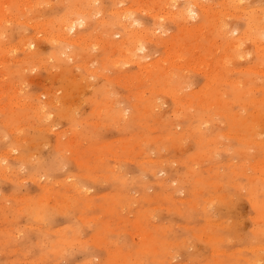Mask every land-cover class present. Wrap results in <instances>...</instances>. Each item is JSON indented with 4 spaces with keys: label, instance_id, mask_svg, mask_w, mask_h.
Masks as SVG:
<instances>
[{
    "label": "rangeland",
    "instance_id": "obj_1",
    "mask_svg": "<svg viewBox=\"0 0 264 264\" xmlns=\"http://www.w3.org/2000/svg\"><path fill=\"white\" fill-rule=\"evenodd\" d=\"M166 1L0 0V264H264V0Z\"/></svg>",
    "mask_w": 264,
    "mask_h": 264
},
{
    "label": "bare ground",
    "instance_id": "obj_2",
    "mask_svg": "<svg viewBox=\"0 0 264 264\" xmlns=\"http://www.w3.org/2000/svg\"><path fill=\"white\" fill-rule=\"evenodd\" d=\"M136 1H137V0H135V2H136ZM139 1H140V4H141L143 0H142V1H141V0H138V3H139ZM162 1H163V0H162ZM188 1H189V0H188ZM198 1H199V0H198ZM174 2L176 3V1H174ZM186 2H187V1H186ZM192 2H194V0H192ZM195 2H196V1H195ZM25 3H27V2H25ZM89 3H90V1H89ZM147 3H148V2H147ZM147 3L144 4V5H141V6L146 7V6H147ZM151 3H152V2H151ZM166 3H168V4L171 3V0H169V2L166 1ZM175 3H174V4H175ZM196 3H197V2H196ZM196 3H195V4H196ZM200 3H201V2H200ZM29 4H30V3H29ZM193 4H194V3H193ZM195 4H194V5H195ZM129 5L131 6V4H129ZM145 5H146V6H145ZM164 5H165V4H164ZM164 5H163V6H164ZM172 5H173V4H172ZM188 5H189V4H188ZM11 6H12V5H11ZM27 6H29V5H27ZM30 6H31V5H30ZM141 6H140V7H141ZM148 6H150V5L148 4ZM148 6H147V7H148ZM159 6H160V5H159ZM167 6H168V5H167ZM191 6H192V5H191ZM196 6H197V5H196ZM93 7H94V6H93ZM175 7H176V6H175ZM184 7H186V6H184ZM129 8L131 9V7H129ZM135 8H137V7H135ZM138 8H139V6H138ZM148 8H149V7H148ZM151 8H153V7H151ZM164 8H166V6H165ZM191 8H194V7H191ZM198 8H199V7H198ZM230 8H231V7H230ZM126 9H127V8H126ZM132 9H133V8H132ZM160 9L162 10V8H160ZM200 9H201V8H200ZM202 9H203V8H202ZM22 10H23V9H22ZM75 10H76V9H75ZM77 10H78V9H77ZM77 10H76V11H77ZM79 10H80V9H79ZM118 10H120V9H118ZM118 10H117V11H118ZM134 10H136V9H134ZM137 10L139 11L140 9H137ZM143 10H144V8H143ZM166 10H167V9H166ZM173 10H174V9H173ZM173 10L171 9L170 12L173 11ZM183 10H184V9H183ZM183 10H182V12H183ZM114 11H115V10H114ZM144 11L147 13L148 10H147V11L144 10ZM152 11H153V10H151V12H152ZM73 12H74V11H73ZM80 12H81V11H80ZM86 12H87V11H86ZM97 12H100V11L97 10ZM110 12H111V11H110ZM130 12H131V11H130ZM151 12H149L151 15L156 14V13H154V12H153V14H152ZM156 12H157V11H156ZM206 12H207V11H206ZM114 13H116V12H114ZM128 13H129V12H128ZM161 13H162V12H161ZM167 13H168V12H167ZM171 13H172V12H171ZM203 13H204V12H203ZM203 13H201V14H203ZM83 14H84V13H83ZM111 14H113V13L111 12ZM134 14H135V13H134ZM165 14H166V13H165ZM174 14H176V11H174ZM89 15H90V14H89ZM116 15H117V16H120V19H121V20H123V19L125 18V20L127 21L126 23L129 22V19H130L129 16H130V15H126V11H125V9H123V11H121V12L119 11ZM123 15H124V18L122 19V16H123ZM151 15H150V16H151ZM169 15H171V14H169ZM181 15H182V17H184L185 19H187V18H189V19H192V18H193V19H196L197 16H198L197 13H196V11H193L192 9H189V8H188V10L186 11V13H182ZM0 16H1V15H0ZM131 16H133V15H131ZM153 16H154V15H153ZM173 16H174V15H173ZM173 16H172V17H173ZM202 16H203V15H202ZM204 16H206V15L204 14ZM154 17H155V16H154ZM156 17H157V16H156ZM160 17H162V16L160 15ZM160 17H159V18H160ZM1 18H3V17H1ZM70 18H71V17H70ZM74 18H75V17H74ZM74 18H73V19H74ZM133 18H134V17H132V19H133ZM184 18H183V19H184ZM205 18H206V17H205ZM3 19H4V18H3ZM252 19H253V17H252ZM254 19H255V17H254ZM254 19H253V20H254ZM1 20H2V19H1ZM8 20H9V19H8ZM70 20H71V19H70ZM117 20H118V19H117ZM125 20H123V21L125 22ZM157 20L159 21V19H157ZM172 20H173V18H172ZM206 20H207V19H206ZM257 20H258V18H257ZM64 21H65V20H64ZM66 21H67V20H66ZM68 21H69V20H68ZM74 21H75V20H74ZM74 21H70V22H68L69 24H68L67 22L64 23V26H62L63 29H64V33H63V31H62V33H63L64 35H65V31H66V32H68V31H69V32H74V31L76 30V26H77V25H76V21H75V22H74ZM78 21H79V20H78ZM99 21H100V20H99ZM168 21H169V20H168ZM174 21H175V19H174ZM192 21H193V20H192ZM249 21H251V19H250ZM249 21H248V23H249ZM62 22H63V21H62ZM79 22H80V21H79ZM79 22H78V23H79ZM118 22H119V20H118ZM120 22H121V21H120ZM131 22H132V21H131ZM135 22H136V21H134V19H133V23H130V22H129L127 26H128L129 29L131 28V31H132V29L136 30L137 33H135V34L133 35V36L136 37V40H137V38H138V39H139L140 37L142 38V34H144V36H145V35H148V34H146L147 32L140 33V31L142 32L143 30L138 31L137 28H135V27H138V28H139L140 24L135 23ZM175 22H177V21H175ZM178 22H179V21H178ZM178 22H177V23H178ZM78 23H77V24H78ZM256 23H258V22H256V20H255V25H256ZM60 24L62 25L61 22H60ZM82 24H83V22L81 21V22H80V25H82ZM121 24H122V23H121ZM180 24H181V23H180ZM252 24H254V23H252ZM123 25H124V24H123ZM136 25H137V26H136ZM177 25H178V24H177ZM203 25H204V24H203ZM246 25H247V24H246ZM250 25H251V24H250ZM127 26H126V29L128 30ZM180 26H181V25H180ZM200 26H201V25H200ZM260 26H261V25H260ZM263 26H264V25H263ZM177 27H179V25H178ZM186 27H187V26H186ZM252 27H253V26H252ZM218 28H219V27H218ZM249 28H250V27H249ZM183 29H184V28H183ZM188 29H189V28H188ZM200 29H201V27H200ZM202 29H203V28H202ZM247 29H248V27H247ZM58 30H59V29H58ZM60 30H61V29H60ZM145 30H146V31H150L151 29H150V30L145 29ZM184 30H185V29H184ZM184 30H183V31H184ZM248 30H249V29H248ZM39 31H40V30H39ZM43 31H44V30H43ZM183 31H182V32H183ZM213 31H214V30H213ZM40 32H41V31H40ZM247 32H248V31H247ZM148 33H149V32H148ZM222 33H223V32H222ZM229 33H230V32H229ZM229 33H228V34H229ZM182 35H183V34H182ZM61 36H63V35L61 34ZM100 36H101V35H100ZM100 36H99V37H100ZM144 36H143V37H144ZM150 36H151V35H150ZM150 36H148V37H150ZM193 36H194V35H193ZM226 36L228 37V35H226ZM240 36H241V35H240ZM240 36H239V37H240ZM242 36H243V35H242ZM224 37H225V35H224ZM57 38H58V36H57ZM193 38H194V37H193ZM257 38H258V37H257ZM257 38H255V39H257ZM54 39H55V38H54ZM64 39H65V41H66V38H64ZM64 39H63V40H64ZM128 39H130V38H128ZM145 39H146V38H145ZM243 39H244V38H243ZM252 39H253V38H252ZM130 40H131V39H130ZM148 40H150V38H148L147 41H148ZM151 40H152V39H151ZM171 40H172V39H171ZM193 40H194V39H193ZM228 40H229V39H228ZM240 40H241V39H240ZM69 41H70V40H69ZM69 41H68V42H69ZM76 41L78 42V40H76ZM125 41H126V40H125ZM125 41H124V42H125ZM172 41H173V40H172ZM253 41H255V40H253ZM77 42H75V43L77 44ZM170 42H171V41H170ZM173 42H174V41H173ZM178 42H179V41H178ZM225 42H226V41H225ZM255 42H256V41H255ZM71 43H72V42H71ZM112 43H113V42H112ZM125 43H126V42H125ZM138 43L141 44V42H138ZM138 43H136V45H137ZM168 43H169V41H168ZM91 44H92V43H91ZM127 44H128V43H127ZM144 44H145V42H144ZM178 44H179V43H178ZM114 45H115V44H113V46H114ZM125 45H126V44H125ZM167 45H168V44H167ZM234 45H235V44H234ZM175 46H176V45H175ZM175 46H174L173 48H176ZM235 46L238 47V45H235ZM116 47H117V46H116ZM136 47H137V51H140V52H143V50L145 49V46H144V45H138V46H136ZM130 48L132 49V47H130ZM133 48H135V47H133ZM22 49H23V48H22ZM135 49H136V48H135ZM135 49H133V50H135ZM123 50H124V49H123ZM114 51L116 52V50H114ZM122 52H124V51H122ZM134 52H135V51H134ZM174 52H175V51H174ZM116 53H118V52H116ZM127 53H129V52H126V54H127ZM176 53H177V52H176ZM123 54H124V53H123ZM57 56H58V55H57ZM125 57L127 58V56H125ZM134 57H136V55H134ZM166 57H167V56H166ZM132 58H133V57H132ZM146 58H147V56L144 55V56H143V59H146ZM119 59H120V58H119ZM128 59H129V60H127V61L130 62V59H131L130 56L128 57ZM140 59H142V58H140ZM176 59H177V58H176ZM125 60H126V59H125ZM132 60H133V59H132ZM132 60H131V61H132ZM168 60H169V59H168ZM133 61H135V60H133ZM116 62H117V61H116ZM116 62H115V63H116ZM163 63H164V62H163ZM163 63H162V65H163ZM170 63H171V65L174 66L175 61H173V60L171 59V60H170ZM126 64H127V63H126ZM137 64H139V63H137ZM160 64H161V63H160ZM142 65H143V64H142ZM139 66H141V63L139 64ZM143 66H144V65H143ZM160 66H161V65H160ZM144 67H146V65H145ZM144 67H143V68H144ZM161 67H162V66H161ZM161 67H160V68H161ZM146 68L148 69L149 67H146ZM147 69H146V70H147ZM144 70H145V68H144ZM144 70H143V71H144ZM158 70H160V69H158ZM149 72H150V71H149ZM151 72H152V71H151ZM156 72H157V71H156ZM160 72H161V70H160ZM160 72H159V74L163 73V72H161V73H160ZM147 74H148V72H147ZM154 74H155V73H154ZM153 76H154V75H153ZM154 77H158V76H154ZM165 77H166V75H165ZM134 79H135V77H134ZM139 83H140V82H139ZM162 86H163V85H162ZM166 86H167V85H166ZM182 86H183V85H182ZM160 87H161V86H160ZM167 87H169V86H167ZM169 88H170V87H169ZM182 88H183V87H182ZM170 89H171V88H170ZM181 90H182V89H181ZM209 90H210V89H209ZM177 93H178V92H177ZM184 100H185V98H184ZM180 101H181V100H180ZM184 102H185V101H184ZM153 103H155V101H154ZM182 103H183V99H182L181 104H182ZM177 104L180 105L179 103H177ZM184 104H185V103H184ZM187 104H188V102H187ZM151 106H153V105L151 104ZM188 106H189V105H188ZM36 107H37V106H36ZM154 107H155V106H154ZM177 107H178V106H177ZM34 108H35V107H34ZM39 108H40V107H39ZM196 108H197V107H196ZM36 109H37V108H36ZM41 111H43V109H42ZM222 111H223V110H222ZM39 112H40V111H39ZM217 112H218V111H217ZM215 113H216V112H215ZM121 114H122V113H121ZM210 116H211V115H210ZM226 116H227V114H226ZM212 117H213V116H212ZM228 117H229V116H228ZM190 124H191V123H190ZM190 124H189V125H190ZM192 125H195V123L192 124ZM189 127H190V126H189ZM195 127H197V126H195ZM226 132H227V131H226ZM227 133H228V132H227ZM237 134H238V133H237ZM228 136H229V135H228ZM233 136H234V134H233ZM233 136H232V137H233ZM236 136H237V135H236ZM238 137H239V136H238ZM241 139H242V138H241ZM241 139H240V140H241ZM259 140H260V139H259ZM259 140H257V141H259ZM251 142L254 143L255 141H251ZM259 144H260V143H259ZM240 162H241V161H240ZM244 164H245V163H244ZM250 166H251V165H250ZM255 166H256V165H255ZM258 166H259V165H258ZM256 167H257V166H256ZM230 171H232V170H230ZM151 173H152V172H151ZM256 176H257V175H256ZM210 182H211V181H210ZM235 185H236V184H235ZM209 197H210V196H209ZM255 216H256V215H255ZM209 221H210V220H208V222H209ZM214 250H215V249H214ZM214 250H213V252H214ZM215 253H216V252H215ZM257 264H261V262L258 261Z\"/></svg>",
    "mask_w": 264,
    "mask_h": 264
}]
</instances>
